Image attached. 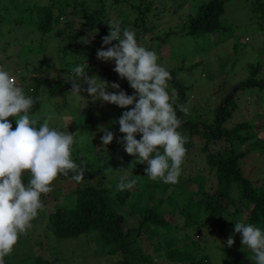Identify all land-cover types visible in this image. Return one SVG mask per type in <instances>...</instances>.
<instances>
[{
    "label": "rangeland",
    "instance_id": "rangeland-1",
    "mask_svg": "<svg viewBox=\"0 0 264 264\" xmlns=\"http://www.w3.org/2000/svg\"><path fill=\"white\" fill-rule=\"evenodd\" d=\"M49 1L13 0L17 7L9 2L7 11L3 13L0 9L3 13L0 18V49L4 50L1 55L7 56L0 62V67L16 75L18 84L26 95L33 88L32 77L46 78V83L40 81L34 86L38 100L33 111L42 119L51 116L50 126L53 128L64 130L68 124L67 131L75 133L76 139L72 146L73 160L75 158L86 166L107 162L113 167L103 170L92 167L89 174L84 173L80 183L70 177L58 175L51 185L52 191L41 195L45 207L31 221L32 227L27 235L20 236L12 253L4 258L5 264H39L41 260L48 261L47 264H116L115 253H110L109 246L98 242L96 230L92 229L75 237L56 238L46 233L44 226L47 215L53 212L55 206H65L72 202V191L77 185L99 182L115 192L118 179L125 170L130 173V179L137 181L128 190L133 194L139 191V195L135 201L123 206V230L137 226L144 205L157 208L162 214L172 212L168 227L158 228L156 234L142 232L136 236L131 255L134 259L141 252L149 257L146 264H192L191 256L198 257L201 253H206V257L201 259L203 264H255V261L249 259L253 255L251 250L242 246L240 234L234 233V223L242 222L244 215H247V209L243 200L238 197L234 183L230 188V196L235 198L238 211L242 213L239 218L229 215L228 211L232 210L230 204L218 216L207 211L200 212L199 222L187 227L183 225V217L178 214L179 202L184 197L189 195L195 200L198 196L193 191H212L215 183L203 159V141L198 133H192L185 145L187 152L178 183L163 185L162 181L150 180L144 175L146 165L135 164V158L129 156L116 142L123 134L119 132V125L113 121L127 109L113 104H102L99 100L93 102L86 92L79 96L71 95V84L66 83L63 76L71 72L74 63L85 61L95 68L113 69L114 62L99 61L96 53L89 60L86 51L92 54V46L87 44L81 47L83 43L78 41L81 37L95 36L103 26L108 28L103 36L108 35L107 24L119 19L122 22L121 29L134 30L138 43L155 51L158 56L157 63L170 72L167 91L171 97L177 95L173 80L180 83L184 105L189 108L185 114L187 120L211 123L212 109L217 100L215 95L221 96L231 84L254 80L253 84L239 88L232 101L234 105L231 115L223 125L229 128L238 122L252 121L254 124L251 129L259 130H256V137L252 135L239 147V150H248L239 160L242 173L254 186H258L264 181V127L261 123L259 124L262 128L256 126L258 122L264 121V84H256L260 80L263 83L264 80V7L260 6L261 8L251 11L250 1L254 0H225L223 13L219 16L221 26L208 33L190 35L183 32V25L188 23L187 16L194 14L195 8L203 0H155L151 10L144 15L141 26L140 19L137 18L138 11L134 12L129 4L133 0H103L105 17L101 25L96 24L89 31L88 23H82L83 36H79L74 45H70L75 51L70 52L68 49L64 53L61 49L65 41H68L70 30L75 31L80 24L76 17L73 18L68 13L71 5L67 7L66 14L60 15L50 32L36 30L26 19L21 26L13 23H17L24 14V6H31L33 3L43 5ZM80 1H86L88 13L90 8H95L89 2L92 0H76V7H79ZM6 2L7 0H0V5ZM3 40H7L6 46ZM41 56L45 62L39 67L38 59ZM87 74L97 75V80L100 78L109 83H119L120 88L127 94H133L127 81L120 79L116 73L114 79L98 72ZM47 84L52 87V91L48 90ZM82 87L86 88L87 85ZM108 91L115 90L109 88ZM8 119L14 129L15 119ZM102 126L115 133L114 140L107 146H103L100 140L103 133L98 130ZM178 131L184 135L182 127ZM81 137H84L83 142ZM136 138L139 139L140 136L137 135ZM196 176H201L198 185V182L191 180ZM28 179L29 174L25 172V184ZM225 201L226 198L220 200V205ZM246 203L251 205L247 201ZM229 235H233L235 241L231 247L226 244ZM192 243L199 247V251L193 252L195 254L184 251Z\"/></svg>",
    "mask_w": 264,
    "mask_h": 264
},
{
    "label": "clouds",
    "instance_id": "clouds-1",
    "mask_svg": "<svg viewBox=\"0 0 264 264\" xmlns=\"http://www.w3.org/2000/svg\"><path fill=\"white\" fill-rule=\"evenodd\" d=\"M121 23L115 19L107 24L109 34L102 37L96 59L114 62L113 72L127 81L132 95L122 90L119 83L89 76L86 61L64 74L63 79L71 84L69 92L73 96L86 92L93 102L99 100L127 109L113 121L123 134L116 142L135 158V164L146 165L144 175L150 180L176 184L187 152L184 146L187 137L178 131L182 121L177 109L187 114L189 108L177 104L178 97L169 95L171 75L157 63L155 51L140 45L135 31L122 30ZM92 39L94 35L81 37L78 42L87 45ZM109 88L115 91H108ZM37 100L25 94L15 74L0 67V264H5L4 258L12 253L20 236L27 235L31 221L45 207L41 195L52 191L57 176L72 173L71 179L76 183L84 178V168L72 159L75 133L67 131L68 124L64 130L53 128L51 116L42 119L36 114L33 108ZM9 117L15 119L14 129ZM98 131L103 133L100 137L103 146L115 138V133L106 126ZM25 172L29 174L26 184ZM136 182L125 170L118 179L117 191L131 189ZM234 233H239L241 245L251 250L253 255L249 259L264 264V231L251 223L235 222ZM234 243L233 235H229L227 246Z\"/></svg>",
    "mask_w": 264,
    "mask_h": 264
},
{
    "label": "trees",
    "instance_id": "trees-1",
    "mask_svg": "<svg viewBox=\"0 0 264 264\" xmlns=\"http://www.w3.org/2000/svg\"><path fill=\"white\" fill-rule=\"evenodd\" d=\"M113 1L127 2V0ZM224 1L225 0H203V2L198 4L195 8L194 14L191 13L187 16L188 23L183 25L185 27L183 32L195 35L208 33L217 29L220 25L219 16L223 13ZM9 2H13V0H7L6 3L0 5V9L3 13L8 10ZM89 2L95 7L90 8L89 13L87 12L88 4L86 1H80L78 3L79 7L75 5L76 0L72 2L71 0H50L47 4L43 5L33 3L31 6H24V14L21 15L17 23L15 21L13 23L21 26L24 19H26L25 21L34 26L36 30L50 32L53 24L57 22L61 14H66L67 7L71 5V9L68 13L72 14L73 18L76 17L80 24L78 23V28L75 31L70 30L68 41H65L61 50L64 53H67L66 50L68 49V51L74 52V47L71 48L70 45H74L75 40L79 36H83L81 24L86 21L90 31L96 24L101 25L102 19L105 17H103V0H92ZM155 2V0H133L129 3L134 12L136 10L138 11L137 18L140 19V26L144 22V15L151 10ZM13 6L17 7L14 2ZM250 6L251 11L254 9L256 10L257 7L260 6L264 7V0L250 1ZM2 12H0V18L2 16L1 14H3ZM82 19L83 21L81 22ZM107 29V27L103 26L94 36V39L91 40L90 45L92 46V54L86 51L89 60L95 57L97 49L101 47V40ZM3 42L4 46H6L7 40H3ZM85 46L86 44H81V47ZM3 52L4 50L0 49V55ZM6 58L7 56L5 54L1 55L0 62ZM44 62L41 56L38 59L39 67H41ZM77 64L79 63H74L73 67ZM80 64H82V62H80ZM87 64L89 65V68L86 69L87 73L98 72L114 79L115 72H113L112 68H95L90 66L89 63ZM20 76L23 77V75ZM31 79L33 80V88L28 95L37 98L34 86L40 81L46 83V78L39 76L32 77ZM260 81L256 82L258 86L264 84V80L263 83H260ZM254 82L255 81L252 79L239 81L231 84L221 93V96L215 95L217 100L215 103L216 105L212 109L213 120L211 123H206L202 120H187L185 113L177 109V115L182 121L181 127L184 129L187 143L192 133H198L200 135L203 141L201 145V149L204 151L203 159L215 180L212 191L196 189L193 192L197 193L195 194V196H198L197 199L194 200L188 195L179 202L177 211L178 214L183 217V225L185 227L198 223L200 212L207 211L212 215L218 216L223 210L226 211L228 204L232 207V210L228 211L229 215H234V217L239 218L242 213L238 211L236 206L237 203L234 200L235 198L230 196V188L234 183V187L237 188L238 197L243 200L244 207L247 209V215H244L242 222L251 223L264 231V181L260 182V185L254 186L252 181L247 176L243 175L239 165V160L243 155H246L248 151L247 149L239 150L240 144L245 142L252 135L256 137V130L258 129H251V126L254 124L252 121L251 123L248 121L238 122L229 128L223 125L224 121L231 115L234 105L232 101L239 88L244 85H251ZM173 83L177 90V95L174 97H178L176 103L184 104L185 101L183 100L180 83L175 80H173ZM128 89L130 88L128 87ZM48 90L52 91V87L49 86ZM259 123L264 127V121L258 122V125L255 124L259 126L258 128H262ZM256 140L257 139H255V144H257ZM73 161L83 167L84 173L87 174L90 173L92 167L96 170L113 167L111 163L107 162L101 164L96 162L95 164L86 166L83 163L80 164L75 158ZM71 175L70 173L67 177L71 178ZM191 180L196 183L201 180V176L193 177ZM199 183L200 182L196 183V185ZM163 185L166 184L164 183ZM110 189L111 187L105 188L99 182L95 184L86 183L77 185L72 191V202L65 206H55L53 212L47 215L44 230L46 233L56 238H70L93 229L97 231L98 242L104 246H109L110 253H115L116 264H146L149 260L147 255L139 252L135 259L131 256L135 238L142 232L152 235L157 233L158 228L168 227L172 219V212L162 214L157 208H150L144 205V210L142 211L141 218L138 220L137 226L123 230L121 227V222L124 220V215H122L124 212L123 206H127L130 202L135 201L136 196L139 195V191L133 194L129 190L111 192ZM223 198H226V201L223 205H220V200ZM246 201L251 203V205L247 204ZM193 244L194 243L184 251L190 253L199 251V247ZM117 254H120V256H117ZM205 257L206 253H201L198 257L193 255L191 256V263L203 264L201 259ZM236 261H239V259L236 258ZM36 262H39L38 257ZM47 262L48 261L41 260L39 264H47Z\"/></svg>",
    "mask_w": 264,
    "mask_h": 264
}]
</instances>
